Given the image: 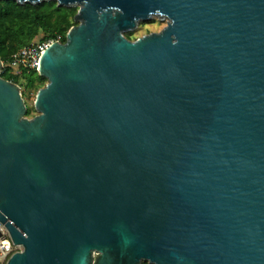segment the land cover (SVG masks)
Masks as SVG:
<instances>
[{
  "label": "water",
  "instance_id": "95a60500",
  "mask_svg": "<svg viewBox=\"0 0 264 264\" xmlns=\"http://www.w3.org/2000/svg\"><path fill=\"white\" fill-rule=\"evenodd\" d=\"M0 1L78 9L36 116L0 60L6 264H264V0Z\"/></svg>",
  "mask_w": 264,
  "mask_h": 264
},
{
  "label": "trees",
  "instance_id": "16d2710c",
  "mask_svg": "<svg viewBox=\"0 0 264 264\" xmlns=\"http://www.w3.org/2000/svg\"><path fill=\"white\" fill-rule=\"evenodd\" d=\"M77 8H59L55 2H43L41 4L20 5L11 1H0V60L3 64L1 77L14 83L22 90V98L25 99V91L35 90L36 93L44 88L47 80L40 77L35 71H24L21 75H14L7 66L11 57L22 47L34 43L35 39L42 35L38 43L50 39L64 44L66 34L78 24L74 21ZM131 34L125 35L130 40ZM34 108L26 106V116H34ZM147 264V263H142Z\"/></svg>",
  "mask_w": 264,
  "mask_h": 264
},
{
  "label": "built area",
  "instance_id": "2783aa9c",
  "mask_svg": "<svg viewBox=\"0 0 264 264\" xmlns=\"http://www.w3.org/2000/svg\"><path fill=\"white\" fill-rule=\"evenodd\" d=\"M57 40H47L41 43H32L18 50L10 59V66H16L24 71H35L38 73V62L43 52ZM9 66V67H10ZM21 246H14L9 238L8 232L3 224L0 223V264H6L9 258L17 252H21Z\"/></svg>",
  "mask_w": 264,
  "mask_h": 264
},
{
  "label": "rangeland",
  "instance_id": "374dc122",
  "mask_svg": "<svg viewBox=\"0 0 264 264\" xmlns=\"http://www.w3.org/2000/svg\"><path fill=\"white\" fill-rule=\"evenodd\" d=\"M165 26H166V20H159L157 18H152L150 21H148L146 23L140 22L136 25L134 30L127 33V34H131L129 41L133 42V41H135V40H137L143 36H146L148 34L150 35L151 33H158ZM127 34H125V35H127ZM41 37H42V35L37 37L35 39L34 43H38L39 40L41 39ZM7 66L9 67L10 65L7 64ZM10 68H11L12 74H14V75H21L24 72L23 69L18 68L16 66H10ZM21 94H22V90H21ZM25 96H26V98L23 99L25 102V105L29 108H33V104H34V100H35V96H36V91L35 90H27V91H25ZM34 116H36V112L34 113ZM27 118H31V117H27Z\"/></svg>",
  "mask_w": 264,
  "mask_h": 264
}]
</instances>
